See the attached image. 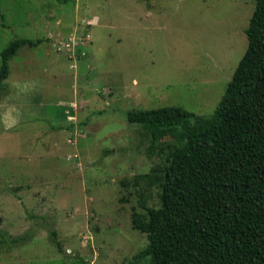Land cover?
I'll return each instance as SVG.
<instances>
[{"label":"rangeland","instance_id":"1","mask_svg":"<svg viewBox=\"0 0 264 264\" xmlns=\"http://www.w3.org/2000/svg\"><path fill=\"white\" fill-rule=\"evenodd\" d=\"M254 5L0 0V52L40 39L18 48L0 84V264H127L145 247L133 215L159 205L174 139L151 144L126 113L209 116Z\"/></svg>","mask_w":264,"mask_h":264},{"label":"trees","instance_id":"2","mask_svg":"<svg viewBox=\"0 0 264 264\" xmlns=\"http://www.w3.org/2000/svg\"><path fill=\"white\" fill-rule=\"evenodd\" d=\"M246 38L209 116L180 106L127 111L151 144L174 139L159 205L133 215L147 244L127 264H264V0H255ZM38 42L19 37L1 50L0 84L18 48Z\"/></svg>","mask_w":264,"mask_h":264}]
</instances>
